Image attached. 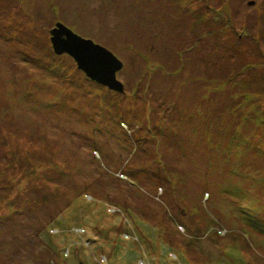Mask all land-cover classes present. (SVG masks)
Here are the masks:
<instances>
[{"label":"rangeland","instance_id":"obj_1","mask_svg":"<svg viewBox=\"0 0 264 264\" xmlns=\"http://www.w3.org/2000/svg\"><path fill=\"white\" fill-rule=\"evenodd\" d=\"M0 264H264V0H0Z\"/></svg>","mask_w":264,"mask_h":264},{"label":"water","instance_id":"obj_2","mask_svg":"<svg viewBox=\"0 0 264 264\" xmlns=\"http://www.w3.org/2000/svg\"><path fill=\"white\" fill-rule=\"evenodd\" d=\"M252 4L253 2L249 3ZM49 34L52 50L56 55L66 53L74 59L77 69L83 71L86 78L109 91L123 94L124 87L115 77V72L122 67V63L110 51L74 34L59 23Z\"/></svg>","mask_w":264,"mask_h":264},{"label":"trees","instance_id":"obj_3","mask_svg":"<svg viewBox=\"0 0 264 264\" xmlns=\"http://www.w3.org/2000/svg\"><path fill=\"white\" fill-rule=\"evenodd\" d=\"M73 33H74V32H73ZM74 34H75V33H74ZM76 35H77V34H76ZM49 36H50V35H49ZM78 36H79V35H78ZM98 45H99V44H98ZM105 49H106V48H105ZM108 51H109V50H108ZM110 52H111V51H110ZM54 54H55V53H54ZM55 55H56V54H55ZM111 207H113V206H111ZM65 255H66V254H65ZM68 255H69V254H68ZM68 255H67V256H68ZM67 256H63V257L66 258ZM100 262H101V261H100Z\"/></svg>","mask_w":264,"mask_h":264},{"label":"clouds","instance_id":"obj_4","mask_svg":"<svg viewBox=\"0 0 264 264\" xmlns=\"http://www.w3.org/2000/svg\"><path fill=\"white\" fill-rule=\"evenodd\" d=\"M65 55H67L66 53H64ZM74 60V59H73ZM75 62V61H74ZM88 79V78H87ZM91 81V80H90ZM93 82V81H92Z\"/></svg>","mask_w":264,"mask_h":264}]
</instances>
